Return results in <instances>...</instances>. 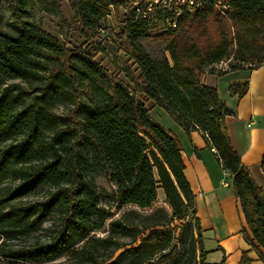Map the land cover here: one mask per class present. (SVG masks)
Segmentation results:
<instances>
[{"label":"trees","instance_id":"obj_1","mask_svg":"<svg viewBox=\"0 0 264 264\" xmlns=\"http://www.w3.org/2000/svg\"><path fill=\"white\" fill-rule=\"evenodd\" d=\"M68 1L83 37L102 28L110 8L121 9L116 39L138 74L130 77L131 88L105 81L94 61L99 47L88 42L72 50L44 31L33 12H53L52 0H0L19 26L14 37L0 33V187L14 183L0 199V258L7 264H52L62 257L72 264H206L181 145L150 118V103L187 135L205 136L231 179L246 225L242 235L264 262V190L232 148L225 118L233 111L202 81L205 74L264 65V0H235L225 16L212 9L185 14L168 32L132 23L131 0ZM153 34L167 41L169 58H152L140 44ZM228 60L227 70L214 72ZM14 81L33 83L31 100L15 93ZM70 88L92 89L95 99L78 103L76 121L62 124L52 109L70 97ZM246 90L247 83L231 87L238 98ZM101 185L111 193L107 208L99 203ZM39 189L48 190L42 200L14 202ZM159 190L170 213L128 210L104 237L89 238L104 228L112 208L150 209ZM47 222L49 236L28 241ZM249 262L243 252L240 264Z\"/></svg>","mask_w":264,"mask_h":264},{"label":"crops","instance_id":"obj_2","mask_svg":"<svg viewBox=\"0 0 264 264\" xmlns=\"http://www.w3.org/2000/svg\"><path fill=\"white\" fill-rule=\"evenodd\" d=\"M234 73L239 75L227 83V99L222 101L234 113L225 118V126L232 148L239 154L241 163L248 169L255 183L264 190V172L260 168L264 155V125L259 124V120L264 118V65L253 71L243 69L220 76L205 74L202 81L206 85V79L210 77L212 84L206 86L215 88L214 80L217 83ZM243 83H247V90L244 96L238 98L231 93V87ZM149 116L171 132L181 145L184 175L194 195L203 248L207 252L205 263L220 264L224 261V264H240L242 253L245 252L249 264H264L242 235L246 225L239 202L232 192L231 179L221 167L215 150L209 146L205 136L201 132L187 135L158 107L150 106ZM238 125H242V132ZM159 197L163 198L160 190Z\"/></svg>","mask_w":264,"mask_h":264},{"label":"rangeland","instance_id":"obj_3","mask_svg":"<svg viewBox=\"0 0 264 264\" xmlns=\"http://www.w3.org/2000/svg\"><path fill=\"white\" fill-rule=\"evenodd\" d=\"M117 1V0H115ZM54 3V11L53 12H41L38 10H34V18L33 21L38 24L44 31L49 34L57 37L60 41H63L69 49H84L86 44L94 43L97 47L100 48V53L94 59V61L99 64L104 69L105 81L116 79L123 83H125L128 87H132L130 83V77L136 76L138 71L136 66L132 64V62L127 61L124 53L122 52L119 42L117 41L116 31L117 26L121 19H123V13L121 9L115 10L114 8H110L109 15L105 19L104 23H102V28L99 29L96 33H89L87 37H83L80 33L79 22L74 17V13L70 7V3L68 0H52ZM19 31V26L11 20L8 11L5 6L0 7V33L14 37L17 35ZM227 31L229 33V37L232 38V31L227 26ZM86 41V42H85ZM140 44L144 47L147 53L152 58H169L168 52H166L167 41L161 38L160 36H156L153 34L151 37L143 38L139 40ZM222 61L218 64H215L214 72H222L223 70H227L229 68V62ZM239 74L234 73L230 76H227L225 79L218 80L216 83L214 80V86L218 91V95L221 101H225L226 97V86L227 83L233 78L238 77ZM206 85H211L212 80L209 78L206 79ZM16 84V92L17 95L23 101L31 100L34 95V85L33 83L14 81ZM91 89V88H90ZM92 90V89H91ZM86 91L83 89H69L70 97L66 99L64 103L57 104L52 109V115L62 124H71V121H76L73 117V110L77 106L78 103H91L90 101L94 98L95 95L92 91ZM73 103H75L73 105ZM146 107L149 109L151 104L146 103ZM259 124L264 125V118L259 120ZM256 125H254L255 127ZM233 126H231V130ZM240 132H242V125H238ZM14 183L11 180H7L0 187V199L7 193L9 188H12ZM99 191L101 193L100 196V206L109 207L110 196L111 193L107 190L105 185L99 186ZM48 193L47 189H39L36 192L30 194L27 197L16 199L15 203H29L37 200H42ZM162 207L166 209L170 213V209L168 205L164 201V197L157 198V201L153 204L150 209L140 210L133 206L124 207L122 210L117 211L114 208L111 210V218L106 222L104 228L101 231H97L92 233L89 238L92 237H104V235L109 230V225L112 220L118 219L121 217L122 213L128 210H136L139 213L148 214L152 212L154 209ZM53 222V219L50 220ZM50 222L45 223L42 228L35 234L31 235L28 239L30 242H34L36 240H44L49 236L50 230L49 225ZM17 243H12V245ZM82 243L75 245L74 248L81 245ZM0 263L7 264V261H3L0 258ZM72 264L70 261L65 260V257H62L52 264ZM51 264V263H50Z\"/></svg>","mask_w":264,"mask_h":264},{"label":"built area","instance_id":"obj_4","mask_svg":"<svg viewBox=\"0 0 264 264\" xmlns=\"http://www.w3.org/2000/svg\"><path fill=\"white\" fill-rule=\"evenodd\" d=\"M235 0H131L132 23L162 27L174 31L184 17H178V8H186V16L212 9L225 16ZM195 2H202V10H195Z\"/></svg>","mask_w":264,"mask_h":264},{"label":"bare ground","instance_id":"obj_5","mask_svg":"<svg viewBox=\"0 0 264 264\" xmlns=\"http://www.w3.org/2000/svg\"><path fill=\"white\" fill-rule=\"evenodd\" d=\"M195 10H202V2H195ZM186 14V8H178V17Z\"/></svg>","mask_w":264,"mask_h":264}]
</instances>
